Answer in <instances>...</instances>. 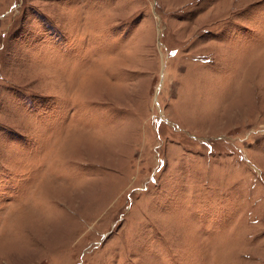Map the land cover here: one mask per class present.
Listing matches in <instances>:
<instances>
[{
	"label": "rangeland",
	"instance_id": "rangeland-1",
	"mask_svg": "<svg viewBox=\"0 0 264 264\" xmlns=\"http://www.w3.org/2000/svg\"><path fill=\"white\" fill-rule=\"evenodd\" d=\"M0 264H264V0H0Z\"/></svg>",
	"mask_w": 264,
	"mask_h": 264
}]
</instances>
